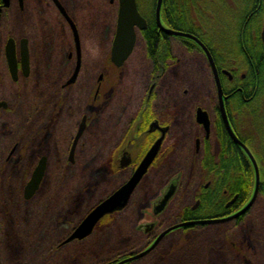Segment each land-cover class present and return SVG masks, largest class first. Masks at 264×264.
<instances>
[{"label":"flooded vegetation","instance_id":"1","mask_svg":"<svg viewBox=\"0 0 264 264\" xmlns=\"http://www.w3.org/2000/svg\"><path fill=\"white\" fill-rule=\"evenodd\" d=\"M83 1L85 7L82 0H9L8 5L0 0V88L8 92L0 94V102L6 104L0 109V159L4 163L34 162L22 188L23 199L31 201L50 178V162H60L64 158L75 165L81 160H98L99 147L109 145V175L117 178L123 174L126 180L108 198L135 174L156 142L161 138L162 142L128 204L122 210L105 215L88 237L64 243L82 220L106 198L83 218V208L89 197H75L70 201V206L63 207L61 203L52 205L48 215L51 218L44 221L51 232L62 231L69 219L75 221L81 218L80 222L68 234L60 236L55 251L13 250L4 254L0 250V264H34L36 259L43 262L44 259L45 262L48 260L50 264H66L65 258L69 255L62 249L90 238L106 217L125 212L142 184L145 185L146 180L158 174L164 164L171 161L182 165L185 162L189 169L190 186L183 191L182 170L178 169L160 192L142 206L136 225V231L141 234L121 238L123 242L144 244L132 253L118 255L113 249L108 255L95 254L92 264H171L173 258H180L185 252H189L191 264H213L218 259L221 260L220 264H264V196L260 194H264V124H261L264 118V0H208L210 5L205 16L206 25L201 31L205 41L191 32L186 33L205 44L215 69L195 40L163 32L157 23L156 8L157 27L150 26L153 15L148 18L142 8L149 7L151 0H136L147 27L136 28L133 52L123 65L117 66L112 60V48L117 33L119 0H103L104 6L99 5V0ZM232 3L237 11L227 10ZM59 4L76 25L78 36ZM79 8L85 16L83 27L77 16L81 15ZM99 11L104 21L99 27L90 26L89 22L93 24L96 21V12ZM115 16L113 25L110 18L114 19ZM161 17L163 25L182 31L167 25L162 11ZM25 18L26 24L23 22L22 25L20 20L25 21ZM177 22L180 23L179 17ZM190 24L195 27V21L191 20ZM150 30H155L159 37L157 46L161 55L168 50L176 56L180 41H188L191 58L187 71L182 68L179 57L172 59L170 65L165 66L161 62L156 70L151 69L148 54L143 64L135 58L139 43L142 52H149L145 34ZM168 38L173 39L171 47L166 42ZM10 39L13 40L17 61L16 79L11 73L6 54ZM96 43H100L102 50L99 59H95V53L90 52ZM165 47L167 49L164 50ZM197 49L201 58H196ZM25 57L29 59L28 74L23 68ZM137 63L146 68L142 71L147 82L143 92L134 90L141 80ZM42 67L47 68L46 79L52 83L51 90L32 94L25 107L15 106L19 104L17 97L21 94L22 86L44 79ZM111 69L119 72L118 78L108 92H102L103 80ZM186 72L187 79L184 76L174 77ZM179 79L186 81V84L182 85L181 94L177 96L173 89ZM121 81L127 82L125 91L118 90ZM219 84L231 128L251 152L260 174L259 192L254 203L236 217L232 216L246 207L254 193L256 168L244 146L236 141L227 127L221 108ZM118 102H123L124 109L118 108ZM202 112L207 114L208 125ZM42 160L47 163L44 177L34 195L27 198L25 187ZM244 177L253 178L251 194L245 201L242 200L244 189L240 186V180ZM174 179H177V190L164 211L155 217L154 204ZM142 189L147 191V187ZM186 200L188 203L184 207ZM176 201L177 212L168 213ZM147 207L151 209L152 220L142 222L148 214ZM167 218L170 221L166 224ZM222 218L229 219L177 227L151 251L136 257L169 228L185 222ZM207 230H215L216 235L205 244L204 254L201 249L191 252V244ZM57 235L41 236L52 241ZM4 238L12 247L20 239L17 235L1 234V248ZM184 248L185 252L179 251ZM73 253L71 258L81 257L80 253ZM196 256L205 259L198 263L193 259Z\"/></svg>","mask_w":264,"mask_h":264},{"label":"trees","instance_id":"2","mask_svg":"<svg viewBox=\"0 0 264 264\" xmlns=\"http://www.w3.org/2000/svg\"><path fill=\"white\" fill-rule=\"evenodd\" d=\"M151 1L148 2L150 4L149 7L145 6V8H142V11L146 16H148V18L150 15H153V18L151 20L149 19L151 22L150 26L152 28H156L155 8L157 0ZM99 5L104 6V1L99 0ZM208 5H210L208 0H163L162 12L164 22L167 25H171L175 29L191 32L205 41V37L201 31L206 25L205 16L208 12ZM102 15V12H96L97 19L93 24L90 23V25L94 27L101 26L104 21L102 19ZM178 17L180 18V23L177 22ZM115 19L116 16L114 19L110 18L113 25H115ZM191 20L195 21V27L190 26ZM145 37V43L150 50L149 52H142V47L140 46L141 43H139L140 45L138 51L135 54V58L139 62L141 60L142 63V61L146 59V54H148L152 64L151 69L156 70L157 68H160L161 62L165 66L170 65V61L172 59H177L179 57L182 60V68L187 71L186 69H188L190 65L191 58L188 53V41H180L178 53L175 51L176 56L172 55L171 51L165 50L167 47L164 48L165 52L161 55L159 53L160 48L157 46L160 40L156 31L150 30L145 34ZM166 42L171 47L170 44H173V39L168 38ZM195 52H197L196 58H201V55L199 54L200 51L197 49ZM137 66V72L141 73V80L138 83L139 86H134V90L143 92L147 87V82L143 77L142 71L146 68L138 63ZM42 68L43 72H41V74H43L45 80H40V78L30 84L22 86V88H20L21 94L17 97L19 104L15 106L25 107L28 99L30 101L32 94H38L40 91L49 92L51 90L52 83L46 79L48 74L47 68ZM175 76L176 78L184 76L185 79H187L188 74L186 72L185 74H179V77L177 74H175L174 77ZM132 80L134 81V77H132ZM126 83V81H121L118 85V90L125 91ZM183 84H186V81L181 79L176 81V88L173 89L175 95L179 96V94H181ZM4 92L8 94L6 90ZM9 93L13 94V91L9 90ZM118 108L124 109L123 102H118ZM262 123L264 124V118L261 120V124ZM110 148L111 147L109 145L100 146L98 160H81L75 165H71L64 158L60 162H50L48 169L50 172H48L50 178L47 182L45 181L40 192L31 201L23 199L22 188L24 182L29 178L34 162L25 160L18 163L15 161L4 163L3 159H0V235H17L20 237L18 242L13 243V247L9 246L12 244L4 238L3 246L2 248L0 247L1 252L6 254V252L13 250H19L20 252L55 251L60 236H65L72 229H74L76 224L80 222L81 218H78L77 220L75 219V221H73V219H69L68 223L62 228V231L55 233L51 232L49 226L44 221L45 219L50 220L51 217L48 215L50 209L53 208L52 205L61 203L63 207L70 206V201L75 197H89L87 204L83 208V218L87 212L111 194L126 180V175L123 174L117 178L110 177L108 169ZM178 169L183 171L181 182L183 191L188 188L190 186L189 169L185 162L183 165L172 161L164 164L162 170L158 174L153 175L146 180L145 185L142 184L141 189H139L137 194L133 197L125 212L106 217L90 238L83 241H76L62 249L69 255V257L65 258L67 260L66 264H92L93 255H108V253L113 249H116L118 255L120 253H132L138 250L144 242H123L121 238L127 235L134 236L141 234L136 231V225L141 216L142 206L148 203L149 200L162 189L169 178L177 173ZM252 185L253 178L251 177H244L240 180V186L244 189L242 193L243 201L247 200L251 194ZM146 187L147 191H143L142 188ZM260 194L261 196H264L263 193ZM185 202L184 207L188 203V200ZM176 210H178V208L175 205L171 206L168 213L175 214L177 212ZM169 221L170 218H167L165 220L166 224ZM53 234L59 235H57L55 240L52 241H47L41 236ZM32 236H34L33 239ZM28 237H31V239ZM73 252L80 253L81 257L78 259L71 258V255H74ZM36 260L37 261L34 262V264H50L48 260L45 262V259L44 262L43 260L39 261L40 259ZM106 261H108V259H106Z\"/></svg>","mask_w":264,"mask_h":264},{"label":"water","instance_id":"3","mask_svg":"<svg viewBox=\"0 0 264 264\" xmlns=\"http://www.w3.org/2000/svg\"><path fill=\"white\" fill-rule=\"evenodd\" d=\"M5 5H8L9 0H3ZM162 4L163 0H157L156 4V18H157V23L158 26L165 32L166 34L169 35H176V36H182L186 38H190L195 40L201 47L203 51L207 54V56L210 58L213 66H214V61L211 56V53L205 46V44L199 40L197 37L190 33L182 32V31H177L172 28L166 27L162 23V17H161V11H162ZM62 12L67 16L70 24L72 25L73 29L76 32L77 35V30H76V25L73 23V21L68 17V15L65 12V9L59 4ZM147 27V23L145 18L141 15L139 12L138 6H137V1L136 0H119V12H118V19H117V33H116V38L114 40L113 48H112V60L117 66L123 65V63L129 58L131 53L133 52V49L135 47L136 43V28L138 29H145ZM263 37H264V32H263ZM7 59H8V64L11 70V73L13 74V77L16 79L17 75V61H16V56H15V51L13 47V40L10 39L8 45H7ZM23 68L24 72L28 74L29 70V59L28 57L23 59ZM215 69V66H214ZM78 73V68L75 72V76ZM74 76V77H75ZM219 82V80H218ZM220 86V84H219ZM220 98H221V108L222 112L225 118V122L227 124V127L232 134V136L236 139L238 143L244 146L245 150L249 154L252 162L255 165L256 168V177H255V190L254 193L249 201V203L246 205L245 208H243L241 211L236 213L232 217H236L239 214L243 213L252 203H254L258 192H259V187H260V174L258 170L257 163L255 159L253 158L251 152L249 149L246 147L245 144H243L235 135L233 132L230 122L227 118V114L225 111L224 103H223V92L220 86ZM6 106L4 102H0V109L1 107ZM199 112H201L199 110ZM203 113V112H202ZM205 116V123L206 125L209 124L208 118L206 117V113H203ZM162 142V138L159 139L156 144L150 149L149 153L147 156L144 158V160L141 162L139 165L137 171L135 174L124 184L122 185L117 191H115L112 195H110L108 198L103 200L101 203H99L83 220L82 222L76 227V229L73 231V233L67 238V240L64 243H68L71 241H74L76 239L82 240L86 237H88L94 230L95 226L97 223L107 214L114 213L115 211L122 210L129 202L134 190L136 189L137 185L143 178V176L146 174L147 170L149 169L150 165L154 161L160 145ZM46 166L47 163L45 160H42L35 168L31 179L27 183L25 187V196L27 198H30L34 193L38 190L42 179L44 177L45 171H46ZM175 180V181H174ZM171 184H169L164 190L162 196L155 202L154 208H153V213L154 216L157 217L161 212L164 211V209L167 207L169 201L171 198L174 196L177 186L176 182L177 179H174ZM231 218V217H229ZM229 218H222V219H209V220H203V221H198V222H185L183 224L174 226L172 228H169L165 232H163L158 239L144 252L140 253L136 257H141L151 251L156 244L170 231L173 229H177V227H187L192 224H209V223H218L222 222L226 219Z\"/></svg>","mask_w":264,"mask_h":264},{"label":"rangeland","instance_id":"4","mask_svg":"<svg viewBox=\"0 0 264 264\" xmlns=\"http://www.w3.org/2000/svg\"><path fill=\"white\" fill-rule=\"evenodd\" d=\"M82 4H83V6L85 5V2L82 0ZM236 4V3H235ZM85 7V6H84ZM234 7H237V6H234ZM79 10H81L80 8H79ZM78 10V11H79ZM228 11H237V9L236 8H233V3L232 4H230V5H228V9H227ZM76 12H77V10H76ZM84 12L81 10L80 11V14L81 15H77L78 17H79V20H80V26H82L83 27V23L85 22V16H84V14H83ZM77 14V13H76ZM23 22L26 24V18H25V21H21L20 20V23L22 24V25H24L23 24ZM86 24V23H85ZM87 25V24H86ZM85 25V26H86ZM89 25H90V22H89ZM91 26V25H90ZM94 45V47L96 48V50L94 49V47H91V50H90V52L91 53H95V56H94V58L95 59H99V58H101L102 57V50H101V45H100V43H96V44H93ZM118 75H119V72L118 71H114V69H111L108 73H107V75H106V77H105V80H103V87H102V92L104 91V92H108V90H110V86L112 85V83L113 82H116V80H117V78H118ZM1 90H0V93L1 94H3V95H5L6 93L4 92L5 91V89H3V88H0ZM181 173L183 174V171H181ZM183 176V175H182ZM159 192H160V190H159ZM180 195V194H179ZM178 195V196H179ZM0 199H1V192H0ZM178 203V201L177 202H175L172 206H174L175 204H177ZM147 210H148V214H146L145 216H144V218H143V220H142V222H150L151 220H152V217H151V215H150V213H151V209H150V207H147L146 208ZM208 231H210V230H207L205 233H203V234H201V237H199V238H197L195 241H194V243H192L191 245H192V249H191V252L193 251V252H198L200 249L202 250V253L204 254V247H205V244L209 241V240H211L212 239V237H214L215 235H216V232H215V230H213L212 232H208ZM183 242H184V240L182 241V243L181 244H179L180 245V247L183 245ZM183 247H185V246H183ZM179 251H181V252H185V248L184 249H182V250H179ZM189 256H190V254H189V252H185V253H182L181 255H180V258H176V259H172V263L171 264H191L192 263V260H189ZM194 259V261H199L198 263H201L205 258H203V259H201L200 257H198V256H196V257H194L193 258ZM219 261H221L220 259H218L217 261H215L213 264H220V262Z\"/></svg>","mask_w":264,"mask_h":264}]
</instances>
